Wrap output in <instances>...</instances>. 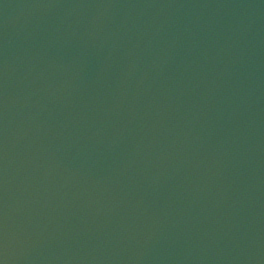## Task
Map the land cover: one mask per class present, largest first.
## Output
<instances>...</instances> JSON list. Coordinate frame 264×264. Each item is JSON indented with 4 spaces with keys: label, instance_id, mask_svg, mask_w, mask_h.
I'll list each match as a JSON object with an SVG mask.
<instances>
[{
    "label": "water",
    "instance_id": "1",
    "mask_svg": "<svg viewBox=\"0 0 264 264\" xmlns=\"http://www.w3.org/2000/svg\"><path fill=\"white\" fill-rule=\"evenodd\" d=\"M0 264H264V0H0Z\"/></svg>",
    "mask_w": 264,
    "mask_h": 264
}]
</instances>
